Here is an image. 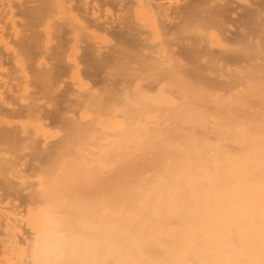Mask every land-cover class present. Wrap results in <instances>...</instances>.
<instances>
[{
    "label": "bare ground",
    "instance_id": "obj_1",
    "mask_svg": "<svg viewBox=\"0 0 264 264\" xmlns=\"http://www.w3.org/2000/svg\"><path fill=\"white\" fill-rule=\"evenodd\" d=\"M194 1L0 0V264H264V0Z\"/></svg>",
    "mask_w": 264,
    "mask_h": 264
},
{
    "label": "rangeland",
    "instance_id": "obj_2",
    "mask_svg": "<svg viewBox=\"0 0 264 264\" xmlns=\"http://www.w3.org/2000/svg\"><path fill=\"white\" fill-rule=\"evenodd\" d=\"M199 3V4H201V3H204L205 2V0H203V1H201V0H198V2H197V0H195L194 1V6H196V5H199V4H196V3ZM261 2V1H260ZM196 4V5H195ZM246 7V8H245ZM244 7V11H242L243 13H242V19H241V21H242V26H244L245 28H249L248 30H250V31H256V29L258 28V26L261 24V22H263L264 20L263 19H261L262 18V16H261V18L259 17L260 15L259 14H261V13H259V11H263L264 12V1L263 2H261L259 5H258V9H256L257 10V12H256V10L254 11L253 10V8H252V10H250L247 6H245ZM251 8V7H250ZM247 9V10H246ZM191 11H192V9H190ZM189 12V14L192 16V14L194 13V11H192V12ZM196 12H198V13H195V14H200V15H197L198 17H202V13H201V11L199 12V10L198 11H196ZM226 12V10H221L220 9V11L219 10H217V11H212V12H206V16L207 17H209L210 18V16L212 15V16H214V18H220L219 16H225L226 14H224ZM251 12V13H250ZM257 13V14H256ZM194 14V15H195ZM204 14V13H203ZM221 14V15H220ZM209 15V16H208ZM252 15V16H251ZM197 16H196V18H197ZM193 17V16H192ZM192 17H191V21L192 22H194V18L192 19ZM257 17V18H256ZM226 18V17H225ZM261 19V20H259V19ZM132 18H130L129 19V21L128 22H130V24H131V20ZM221 19H223V17L221 18ZM244 19V20H243ZM196 20H199V18L198 19H196ZM195 20V21H196ZM245 21H247V22H245ZM258 21H259V23H258ZM261 21V22H260ZM254 22V23H253ZM248 24V25H247ZM262 25V28H264V23L263 24H261ZM260 25V26H261ZM251 27V28H250ZM98 31L102 34V37H104V38H108L107 39V41L108 40H110L111 42H113V44L115 43H123V44H125L126 46H127V49H129L130 47L132 48V49H129L130 51H128V52H130V53H136V50H137V45H138V41L136 40V38L133 36V34H135V32H133L132 33V31H108V32H104V31H102V30H99L98 29ZM129 32H131L130 34H129ZM188 36H191L190 34L188 35ZM193 36V35H192ZM191 36V37H192ZM243 36V35H242ZM194 37V36H193ZM110 38V39H109ZM242 38V39H241ZM113 39V40H112ZM234 39L235 40H239V41H243L244 39H245V37L243 36V37H241V34H236L235 36H234ZM134 40H136V41H134ZM101 41V40H100ZM110 41H108V42H110ZM229 41H231V40H229ZM228 41V42H229ZM103 42H104V46H105V44H107L108 42H106V41H101V43H102V45H103ZM106 42V43H105ZM110 42V43H111ZM109 44V43H108ZM113 44H112V46H113ZM108 47H106L107 49L108 48H110L109 46H111V45H107ZM133 51V52H132ZM84 57H83V60H81V70L79 71V72H75V76L78 78V79H80L81 81H82V85L83 86H81V88L84 90V89H86V88H91V87H93V86H95V85H97V84H100L101 83V81L102 80H100V77H101V74H102V71H104L105 70V68L107 69V66H109V64L111 63L110 61L111 60H109V59H102V60H99V59H97L95 56H94V53H93V51H91V49H90V47H87L84 51ZM186 51H184V55H183V57L185 58V60H191L190 62H192V61H194V60H192V58L193 59H195V52L196 51H192V53H193V56H192V54H191V52L189 53L188 51H187V53H185ZM189 55H191L190 56V58H189V56L187 57V56ZM197 57H198V55H196ZM196 57V58H197ZM186 58H188V59H186ZM109 60V61H108ZM188 61V62H189ZM195 61H196V59H195ZM172 64H175V65H177L178 64V62L177 61H172ZM125 65V64H124ZM122 66V65H121ZM121 66H117V67H120L121 68V70L120 69H118L117 70V68L115 69V70H117V71H119V72H115V70H113V75H115V76H117V74L118 73H120L118 76H125V74H134V73H136V72H134L132 69H130L129 70V72L128 71H126V69H124L123 67H121ZM128 68H131V67H128ZM122 69H124L125 71H123L122 72ZM56 71H58V70H56ZM121 71V72H120ZM133 71V72H132ZM191 71V70H190ZM54 72V71H53ZM68 72V71H67ZM115 72V73H114ZM165 72H168L169 74H167V75H165ZM165 72H163L164 74H162V75H160V77L161 76H166V78H167V76L168 75H170V74H172V79H175L173 76L175 75L173 72H171V70L170 71H168V70H166ZM188 72V71H187ZM186 71H185V73H187ZM192 72H194V71H192ZM192 72H190L193 76L191 77V74H190V78L192 79L194 76H195V73H192ZM55 73V72H54ZM179 73V72H178ZM189 73V72H188ZM53 74V73H52ZM56 74V73H55ZM55 74H53V75H55ZM70 74V73H69ZM92 74V75H91ZM197 75H196V77L199 75L198 73H196ZM57 75H59V73H57L56 74V77H58ZM186 75V74H185ZM52 76V75H51ZM187 76V75H186ZM55 76L54 77H52V79L53 80H55V78H56ZM163 77H161L162 79H160V80H163L164 78ZM171 77V76H170ZM169 77V78H170ZM187 77H189V75L187 76ZM201 78V77H203V76H201V74H200V76H198V78ZM57 79V78H56ZM77 79V80H78ZM171 79V80H172ZM166 80V79H165ZM169 79H167V81H168ZM207 82H209V81H207ZM209 83H211V82H209ZM108 84H105V85H101V86H104V88L107 86ZM112 86V87H111ZM110 87H108V90H107V93H109V95H107V99H108V96H109V98L111 97V98H113V96L118 92V88L119 87H117V86H115V87H113V85H111ZM214 86H217V85H214ZM217 87H219V86H217ZM216 87V88H217ZM79 88H80V85H79ZM106 90H105V94H106ZM68 91H69V89H68ZM108 91H110V92H108ZM58 97V96H57ZM61 98H62V96H61ZM65 99V98H64ZM107 99H105V98H103V101L104 100H106L107 102L109 101V99L107 100ZM111 100V99H110ZM105 103V102H104ZM49 116H50V121H51V123H53L54 125L55 124H57V122H58V120L60 119V117H61V112L59 111V109H55V111H53V112H51L50 114H49Z\"/></svg>",
    "mask_w": 264,
    "mask_h": 264
}]
</instances>
